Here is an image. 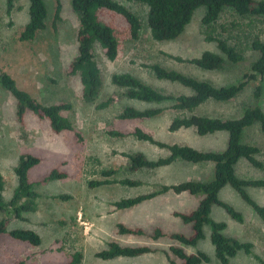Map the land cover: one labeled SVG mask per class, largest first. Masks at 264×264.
<instances>
[{
    "label": "rangeland",
    "instance_id": "obj_1",
    "mask_svg": "<svg viewBox=\"0 0 264 264\" xmlns=\"http://www.w3.org/2000/svg\"><path fill=\"white\" fill-rule=\"evenodd\" d=\"M48 7L47 27L32 40H20V32L29 20V0H13L8 13V0H0V71L12 75L20 88L28 91L40 102L50 105L59 102L72 104L65 111L73 124V130L60 133L53 131L50 121L40 118L27 109L23 119L18 116L17 100L0 83V174L4 189L0 192L9 202L18 185L14 168L22 154H32L40 162L28 172V179L39 193L37 207L25 212L26 220L13 215L10 227L32 228L42 236L39 246L13 239L4 233L0 237V264H68L76 251L83 253L80 264H169L164 253L171 244H179L163 237L153 240L149 236L136 237L118 232L117 224L123 222L130 227H141L151 231L161 226L166 232L191 233V225L173 215L174 211H190L198 206L202 195L167 193L129 209H118L114 202L124 197L147 193L161 183H173L184 179L209 178L213 164L188 165L177 162L155 170L130 171L128 157L123 152H143L150 159L167 155V150L138 140L134 132L141 127L156 138L167 142L188 143L199 149L224 150L228 135L220 132L202 137L193 129L172 132L169 125L177 112L170 109L172 102L148 103L128 98L124 89L112 82L114 73L131 72L146 83L165 93L179 95L190 93V89L179 83L157 78L149 65L159 63L169 69L208 79L218 85H228L242 79L249 72L257 53L250 47L252 37L264 39V16L243 17L232 9L226 10L214 25L223 38L241 50L244 60L229 64L221 71H205L195 65L175 59L199 57L204 51H218L216 42L208 41L202 26L205 8L195 11L191 23L184 33L174 40L156 41L147 26L146 5L116 0L137 13L143 22L138 39L132 38L130 24L120 14L109 10L100 12L101 19L111 25L119 41V53L115 60L104 54L99 43L94 46L103 79V86L96 100L87 102L83 98V87L79 74L70 72V64L78 55L77 33L79 15L73 10L71 0H61L60 19L54 25L57 12L56 0H45ZM224 26V27H222ZM262 97L259 101L264 109V79ZM257 82L252 81L232 101L209 102L196 112L212 116L238 117L247 106L255 103L253 92ZM117 101L101 108L99 104L113 95ZM141 109L165 107L163 113L148 119H121L119 114L127 106ZM118 131L122 135H113ZM244 141L260 147L257 155L264 161V132L259 124L247 128ZM66 172V177L48 178L51 171ZM114 169L116 173L105 177L103 170ZM243 178H264V168L252 167L242 159L236 167ZM141 179L139 187H129L115 182L91 186L90 182L106 178ZM249 193L264 204V189L249 188ZM67 197H61V196ZM219 197L232 204L244 215L245 221L238 223L227 212L214 205L211 217L225 221L227 236L254 244L253 253L243 250L230 260V264H261L255 254L264 259V222L240 195L230 186L224 187ZM0 210V220L7 217ZM205 237L194 247L185 246L187 251L203 250L211 260L202 264H220L211 241L212 227L204 226ZM123 244H150L160 250L156 253L136 257L103 259L97 253L109 242Z\"/></svg>",
    "mask_w": 264,
    "mask_h": 264
},
{
    "label": "trees",
    "instance_id": "obj_2",
    "mask_svg": "<svg viewBox=\"0 0 264 264\" xmlns=\"http://www.w3.org/2000/svg\"><path fill=\"white\" fill-rule=\"evenodd\" d=\"M146 5L147 26L151 36L156 41H169L180 37L191 23L195 11L205 8L202 17V26L208 41L216 42L218 51L206 50L199 57L184 59L174 56L179 61L189 62L205 71H221L229 64H237L244 60L239 48L231 45L226 38L217 33L214 25L221 15L228 9L237 14L247 16H264V0H130ZM57 12L54 25L60 19L62 1L56 0ZM73 10L79 15L80 25L77 33L78 55L70 64V72L79 74L83 87V98L87 102L97 99L103 86L100 66L95 59L94 46L99 43L106 57L115 60L119 53V41L114 28L103 21L100 16L102 10H109L122 15L130 24L132 38L138 39L143 22L141 17L129 7L116 0H71ZM13 7V0H8V13ZM29 20L20 32V40L28 41L47 27L48 7L45 0H29ZM224 27V26H222ZM250 47L257 53L251 64L249 72L242 79L228 85H218L208 79H201L176 69H169L159 63L149 65L154 75L163 80L179 83L190 89V93L173 95L163 92L146 83L131 72L114 73L112 82L124 89V96L148 103L172 102L170 109L177 112L169 125L172 132L180 129H193L199 137H205L220 132L228 135L227 146L224 150L199 149L188 143L167 142L156 138L152 133L137 127L134 135L138 140L148 142L161 149L167 150V155L150 159L143 152L122 154L128 157L127 168L130 171L155 170L171 166L177 162L188 165L213 164V174L209 178L184 179L173 183H161L159 187L147 193L124 197L114 202L118 209H129L143 202L167 193L189 195H202L197 207L190 211H174L173 215L180 218L184 224L191 225V233L166 232L161 226H155L151 231L141 227H130L123 222L117 224L118 232L123 235L136 237L149 236L153 240L167 237L179 244H171L164 250L169 264H202L209 262L211 257L203 250L187 251L185 246L194 247L205 237L204 226L212 227L211 241L215 247V255L220 264H230V260L239 251L252 254L254 244L251 241H242L236 237L227 236L225 221H216L211 217L212 208L218 205L227 214L243 223L244 215L232 204L219 197L220 191L230 186L240 197L257 213L264 222V204L259 203L248 191L249 188L264 189V178H243L237 174L236 167L245 159L252 167L264 168V161L258 158L260 147L244 141V132L247 128L259 124L264 132V109L259 101L262 97V80L264 79V39L252 37ZM256 81L253 97L255 103L247 106L242 115L238 117H221L197 113L196 111L209 102H229L235 99L250 82ZM0 83L17 100L18 116L22 120L27 109L33 111L40 118L50 121L53 131L60 133L73 130L72 120L64 114L72 109V104L59 102L44 104L33 97L28 91L17 84L16 79L7 72L0 71ZM119 95H113L99 104L104 108L117 101ZM165 107L138 108L127 106L119 114L121 119H148L160 115ZM113 135H122L113 131ZM40 159L32 154H22L14 171L18 177V185L12 199L6 202L0 193V210L7 217L0 220V237L7 233L13 239L28 242L39 246L42 243L40 233L32 228L10 227L9 216L13 215L19 220H26L25 212L34 211L37 207L39 193L34 183L28 179L29 170L37 165ZM114 169L103 170L105 177H111ZM66 172L52 170L48 178L66 177ZM121 183L129 187H139L144 181L135 178H122L120 180L106 178L90 182L91 186H100L111 183ZM4 189V179L0 174V192ZM67 197V196H61ZM160 249L150 244H123L118 241L109 242L108 246L97 253L98 257L111 259L116 257H136L149 253H156ZM255 258L264 264V259L255 254ZM83 253L76 251L68 264H80Z\"/></svg>",
    "mask_w": 264,
    "mask_h": 264
}]
</instances>
